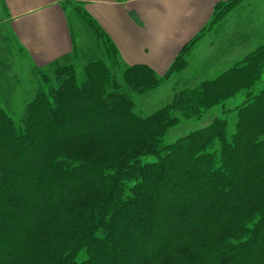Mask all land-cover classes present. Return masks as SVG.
<instances>
[{
	"label": "trees",
	"instance_id": "1",
	"mask_svg": "<svg viewBox=\"0 0 264 264\" xmlns=\"http://www.w3.org/2000/svg\"><path fill=\"white\" fill-rule=\"evenodd\" d=\"M238 2L217 5L209 26ZM204 30L163 76L122 65L118 77L97 59L81 80L72 64L53 83L42 75L22 118L0 100V264H264V44L151 114L134 100L183 70ZM238 93L233 131L219 116L165 142L180 121L224 114Z\"/></svg>",
	"mask_w": 264,
	"mask_h": 264
},
{
	"label": "crops",
	"instance_id": "2",
	"mask_svg": "<svg viewBox=\"0 0 264 264\" xmlns=\"http://www.w3.org/2000/svg\"><path fill=\"white\" fill-rule=\"evenodd\" d=\"M60 1L84 10L124 67L145 65L163 76L182 49L210 24L216 6L230 0H1L13 45L33 71L82 58L72 55L68 13ZM0 73L12 72L0 67Z\"/></svg>",
	"mask_w": 264,
	"mask_h": 264
},
{
	"label": "rangeland",
	"instance_id": "3",
	"mask_svg": "<svg viewBox=\"0 0 264 264\" xmlns=\"http://www.w3.org/2000/svg\"><path fill=\"white\" fill-rule=\"evenodd\" d=\"M238 1V4L226 16L211 26L208 25L199 39L185 51L186 66L183 70L147 94L134 97L139 114L143 116L151 114L170 100L175 89L192 87L201 80L215 78L264 44V0ZM65 9L75 45L72 55L75 57L79 53L82 57L72 63L78 80L83 78V67L97 59H103L111 72L117 73L120 77L122 65L115 70L114 63L107 61L102 43L96 40L98 33L94 26L82 18L81 7L67 3ZM9 26L0 0V67L12 72L0 73V100L6 111L15 118H22L26 115L27 104L37 93L46 88V84L41 79L42 75L53 83L54 73L63 69L70 60L41 72L33 71L25 55L17 51L16 46L13 45ZM263 87L264 71L255 89L259 90ZM126 92L132 95L128 90ZM243 102V94L238 93L224 103L226 109L224 114L221 113L220 105L210 109L198 121H180L178 125L169 129L165 142H173L193 130L206 127L219 116L227 119L228 129L233 131L236 124L235 109Z\"/></svg>",
	"mask_w": 264,
	"mask_h": 264
}]
</instances>
